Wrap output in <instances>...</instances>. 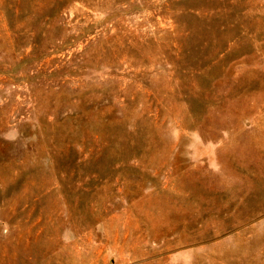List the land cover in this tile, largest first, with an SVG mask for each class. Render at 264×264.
Listing matches in <instances>:
<instances>
[{
	"label": "rangeland",
	"instance_id": "1",
	"mask_svg": "<svg viewBox=\"0 0 264 264\" xmlns=\"http://www.w3.org/2000/svg\"><path fill=\"white\" fill-rule=\"evenodd\" d=\"M0 264H264V0H0Z\"/></svg>",
	"mask_w": 264,
	"mask_h": 264
}]
</instances>
